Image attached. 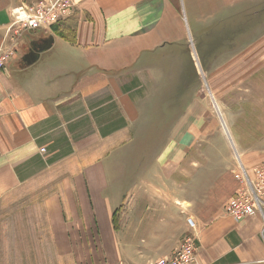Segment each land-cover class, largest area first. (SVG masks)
<instances>
[{"label":"crops","instance_id":"0c3cea01","mask_svg":"<svg viewBox=\"0 0 264 264\" xmlns=\"http://www.w3.org/2000/svg\"><path fill=\"white\" fill-rule=\"evenodd\" d=\"M40 1L0 0V44L45 39L7 34L14 11ZM70 1L73 13L55 25L65 37L48 33L52 45L26 67L16 48L0 70V209L3 222L33 230L18 237V264L27 256L149 264L178 248L188 217L197 227L195 264H264V209L236 221L219 209L218 177L204 191L201 169L159 165L140 174L127 167L138 158L118 152L137 135L134 93L150 55L170 38V0ZM240 161L249 171L264 164V151H244Z\"/></svg>","mask_w":264,"mask_h":264},{"label":"rangeland","instance_id":"374dc122","mask_svg":"<svg viewBox=\"0 0 264 264\" xmlns=\"http://www.w3.org/2000/svg\"><path fill=\"white\" fill-rule=\"evenodd\" d=\"M170 3V38L150 55L149 71L140 74L134 93L142 122L131 144L118 152L140 158L127 162L140 174L159 165L201 169L204 191L210 189L211 176L218 177L215 192L223 212L234 196L243 152L264 151V0ZM12 40L0 47L12 50V56L17 48L16 58L24 56L28 43ZM18 64L23 65L21 59ZM0 212V264H18V237H30L33 230L13 217L3 222ZM33 243L23 242L27 247ZM47 259L23 257L28 264Z\"/></svg>","mask_w":264,"mask_h":264},{"label":"built area","instance_id":"2783aa9c","mask_svg":"<svg viewBox=\"0 0 264 264\" xmlns=\"http://www.w3.org/2000/svg\"><path fill=\"white\" fill-rule=\"evenodd\" d=\"M75 8L76 4L70 0H41L36 6L20 7L14 11L13 21L7 29V34L13 33L20 37L23 32L28 31L47 35L53 26L70 17ZM20 23L25 25L21 26ZM12 54V50L0 47V70L10 60ZM44 152V149L40 150V153ZM235 178L239 183V189L225 204V214L236 221H241L257 212L262 213L264 209V164L250 171L240 166ZM186 222L189 228L188 233L173 254L169 257H160L149 264L196 263L197 227L192 218L188 217Z\"/></svg>","mask_w":264,"mask_h":264},{"label":"water","instance_id":"95a60500","mask_svg":"<svg viewBox=\"0 0 264 264\" xmlns=\"http://www.w3.org/2000/svg\"><path fill=\"white\" fill-rule=\"evenodd\" d=\"M53 43V37L49 35L47 38L41 40V42H32L30 47L32 50H30V53L25 55L21 58V61L23 63V67L30 66L33 64L36 59L38 58V55L46 51Z\"/></svg>","mask_w":264,"mask_h":264},{"label":"trees","instance_id":"16d2710c","mask_svg":"<svg viewBox=\"0 0 264 264\" xmlns=\"http://www.w3.org/2000/svg\"><path fill=\"white\" fill-rule=\"evenodd\" d=\"M65 28V27H64ZM51 31L57 35H61L62 37H65V34L63 33V29H61L60 27L58 26H53L51 28ZM65 31V30H64ZM67 38V37H66Z\"/></svg>","mask_w":264,"mask_h":264},{"label":"bare ground","instance_id":"6f19581e","mask_svg":"<svg viewBox=\"0 0 264 264\" xmlns=\"http://www.w3.org/2000/svg\"><path fill=\"white\" fill-rule=\"evenodd\" d=\"M214 106H215V110L217 111V113H218V115H219V117L221 118V115L219 114V112H218V109H217V105L214 103ZM222 123V125H223V127H224V122H221ZM225 128V127H224ZM223 128V129H224ZM226 130V129H225ZM226 134H227V136H228V140L230 141V143H231V145L233 146V144H232V139L230 138V136H229V134H228V132L226 131Z\"/></svg>","mask_w":264,"mask_h":264},{"label":"flooded vegetation","instance_id":"af4514ba","mask_svg":"<svg viewBox=\"0 0 264 264\" xmlns=\"http://www.w3.org/2000/svg\"><path fill=\"white\" fill-rule=\"evenodd\" d=\"M30 50H32L31 47L29 48L28 52L26 54H24V56L27 55V54H29L30 53ZM24 56H22V57H24Z\"/></svg>","mask_w":264,"mask_h":264}]
</instances>
